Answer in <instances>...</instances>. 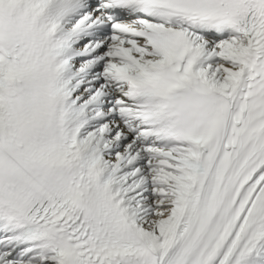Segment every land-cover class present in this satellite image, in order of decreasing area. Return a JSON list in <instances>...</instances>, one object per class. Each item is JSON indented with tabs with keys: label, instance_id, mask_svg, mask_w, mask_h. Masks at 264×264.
<instances>
[{
	"label": "snow or ice",
	"instance_id": "snow-or-ice-1",
	"mask_svg": "<svg viewBox=\"0 0 264 264\" xmlns=\"http://www.w3.org/2000/svg\"><path fill=\"white\" fill-rule=\"evenodd\" d=\"M0 264H264V0H0Z\"/></svg>",
	"mask_w": 264,
	"mask_h": 264
}]
</instances>
